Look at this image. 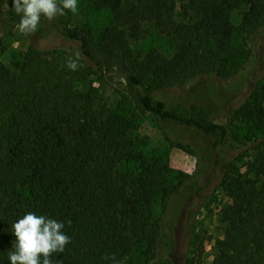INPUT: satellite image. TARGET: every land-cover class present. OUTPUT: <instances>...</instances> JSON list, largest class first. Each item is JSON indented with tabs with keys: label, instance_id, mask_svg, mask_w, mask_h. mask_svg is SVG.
Masks as SVG:
<instances>
[{
	"label": "trees",
	"instance_id": "trees-1",
	"mask_svg": "<svg viewBox=\"0 0 264 264\" xmlns=\"http://www.w3.org/2000/svg\"><path fill=\"white\" fill-rule=\"evenodd\" d=\"M89 1L113 16L96 39L65 27L61 34L75 49L29 46L17 71L0 60V264H9L11 224L30 211L65 223L71 241L53 254V264H111L106 254L133 264L139 249L145 264L153 259L162 233L154 207L164 209L191 177L169 168L166 150L145 152L147 139L138 132L145 113L216 140L217 163L224 165L220 186L230 204L212 264H264V83L223 121L208 108L171 106L156 94L195 79L232 80L244 59L234 36L264 29V0H186L179 21L175 0ZM242 8L234 25L232 14ZM146 24L175 42L171 57L156 48L132 52L130 43L145 35ZM77 51L80 67L72 71L66 61ZM113 69L124 77L127 95L112 109H96L95 88L78 87ZM237 125L243 135L232 130ZM165 139L199 165L191 145ZM225 146L238 154L253 150L243 171L219 160Z\"/></svg>",
	"mask_w": 264,
	"mask_h": 264
},
{
	"label": "rangeland",
	"instance_id": "rangeland-1",
	"mask_svg": "<svg viewBox=\"0 0 264 264\" xmlns=\"http://www.w3.org/2000/svg\"><path fill=\"white\" fill-rule=\"evenodd\" d=\"M177 3L176 19L182 18L180 6L186 0H175ZM79 8L76 14L66 11L65 15L53 21L41 19L37 30L32 34L20 33L16 25L19 16L14 12L12 0H0V60L13 71H17L24 53L29 46L43 50L62 49L71 51L77 47L61 34V29L76 27L89 32L96 39L105 27L113 24V16L108 10L96 11L89 0H78ZM243 8L232 14V22L237 25ZM145 35L131 41L130 48L136 55L143 56L150 48H156L166 57H171L176 51L175 42L159 32L151 24H146ZM234 46L244 57L243 66L237 75L229 82L217 79H195L185 85L159 91L161 96L171 106L188 107L197 104L210 110L212 118L223 121L227 114L254 87L264 83V29L252 36L236 33ZM95 88L93 106L112 109L120 97L127 95L124 77L115 69L98 81L90 77L85 86L78 87L85 90ZM218 86V87H217ZM217 87V92L209 97L208 89ZM232 130L244 134L245 130L237 125ZM139 134L147 139L145 152L164 149L167 152L169 168L180 171L191 177L181 188L179 194L173 195L162 209L154 207V213L161 218V237L157 244L155 256L147 264H212L217 250L216 244L224 237L227 224L225 209L230 204L220 178L222 165L217 163V143L213 136L201 133L194 127L177 125L173 122L160 123L151 113H145L139 121ZM169 137L173 141H181L191 145L199 153L198 159L182 149L170 145L166 141ZM223 155L219 160L231 161V164L245 169L254 153L252 149H241L240 154L229 147L220 151ZM238 154L237 159L233 156ZM142 249L133 256V264H145Z\"/></svg>",
	"mask_w": 264,
	"mask_h": 264
},
{
	"label": "clouds",
	"instance_id": "clouds-1",
	"mask_svg": "<svg viewBox=\"0 0 264 264\" xmlns=\"http://www.w3.org/2000/svg\"><path fill=\"white\" fill-rule=\"evenodd\" d=\"M14 12L19 16L16 25L22 34L34 33L41 19L53 21L65 15L66 11L78 12V0H12ZM81 53H73L67 58L66 67L76 71L80 67ZM69 225L71 221L67 222ZM65 223L46 215L27 212L11 224L15 237L12 249L7 253L9 264H53V254L63 253L71 238L63 231ZM111 264H125L126 257L105 255Z\"/></svg>",
	"mask_w": 264,
	"mask_h": 264
}]
</instances>
